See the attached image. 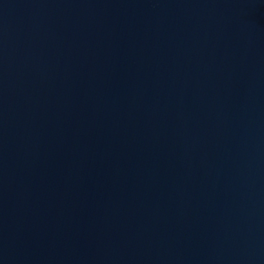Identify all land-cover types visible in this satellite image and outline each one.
Listing matches in <instances>:
<instances>
[{
	"label": "water",
	"instance_id": "95a60500",
	"mask_svg": "<svg viewBox=\"0 0 264 264\" xmlns=\"http://www.w3.org/2000/svg\"><path fill=\"white\" fill-rule=\"evenodd\" d=\"M0 264H264V0H0Z\"/></svg>",
	"mask_w": 264,
	"mask_h": 264
}]
</instances>
